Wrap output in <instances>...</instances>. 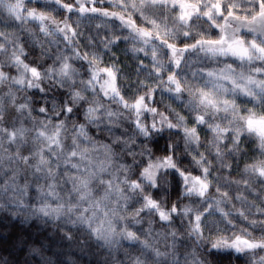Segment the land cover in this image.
Wrapping results in <instances>:
<instances>
[{
	"label": "clouds",
	"instance_id": "clouds-1",
	"mask_svg": "<svg viewBox=\"0 0 264 264\" xmlns=\"http://www.w3.org/2000/svg\"><path fill=\"white\" fill-rule=\"evenodd\" d=\"M0 264H264V0H0Z\"/></svg>",
	"mask_w": 264,
	"mask_h": 264
}]
</instances>
